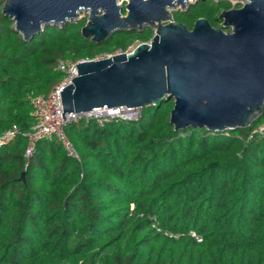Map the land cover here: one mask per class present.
Returning <instances> with one entry per match:
<instances>
[{"label": "trees", "instance_id": "obj_1", "mask_svg": "<svg viewBox=\"0 0 264 264\" xmlns=\"http://www.w3.org/2000/svg\"><path fill=\"white\" fill-rule=\"evenodd\" d=\"M241 5L199 1L174 19L222 27L219 14ZM87 19L25 39L0 5V132L21 129L0 146V264H264V134L250 136L264 107L248 127L176 129L174 101L163 99L134 119L69 123L79 158L55 137L26 155L33 100L63 78L59 58L93 59L154 34L96 42L82 33Z\"/></svg>", "mask_w": 264, "mask_h": 264}, {"label": "water", "instance_id": "obj_2", "mask_svg": "<svg viewBox=\"0 0 264 264\" xmlns=\"http://www.w3.org/2000/svg\"><path fill=\"white\" fill-rule=\"evenodd\" d=\"M4 1L2 13L25 39L50 24L73 22L82 10L89 11L82 33L96 42L118 30L154 27L151 40L130 52L77 63L78 75L61 89L65 117L164 99L174 101L170 121L176 129L225 131L248 127L263 110L264 0L223 10L222 27L199 17L192 28L170 11L192 0H127L126 13L121 0Z\"/></svg>", "mask_w": 264, "mask_h": 264}, {"label": "built area", "instance_id": "obj_3", "mask_svg": "<svg viewBox=\"0 0 264 264\" xmlns=\"http://www.w3.org/2000/svg\"><path fill=\"white\" fill-rule=\"evenodd\" d=\"M133 50V46L126 51ZM113 53H102L93 59H100L111 56ZM88 59H69L59 58L57 60V69L63 72V78L57 82L47 94L37 95L33 100L34 114L37 122L31 131L24 134L28 138L26 147V155H30L35 144L43 138L55 137L65 147L68 154L79 158V154L66 132V126L71 122H78L81 119H94L99 125H104L112 118H128L134 119L140 115L141 108L120 106L116 108H104L95 111L86 112H65L62 104L61 89L71 84L73 78L78 75L77 63ZM21 133V129L17 124L0 132V146L10 141L16 135ZM256 134H264V121L255 124L250 132V136Z\"/></svg>", "mask_w": 264, "mask_h": 264}, {"label": "rangeland", "instance_id": "obj_4", "mask_svg": "<svg viewBox=\"0 0 264 264\" xmlns=\"http://www.w3.org/2000/svg\"><path fill=\"white\" fill-rule=\"evenodd\" d=\"M193 1V3L195 2V0H192ZM234 4H238V3H241L242 5L244 4V3H246L247 2V0H231ZM127 2V0H121L120 1V3H122L123 5L125 4ZM4 3H5V1L4 0H0V5H2V7H3V5H4ZM241 5V6H242ZM180 6V5H179ZM178 7V6H177ZM236 7V6H235ZM88 15H89V11H86V10H82L81 12H80V15H79V17L77 18V19H75L74 21H77V20H79V19H82V18H84V17H88ZM153 29H154V27H153ZM155 30V29H154ZM121 30H118V31H116V32H114L112 35H116V34H118V32H120ZM151 39H149L148 41H141V39H136L134 42H133V44H132V46H133V48H135L139 43H141V42H149Z\"/></svg>", "mask_w": 264, "mask_h": 264}, {"label": "flooded vegetation", "instance_id": "obj_5", "mask_svg": "<svg viewBox=\"0 0 264 264\" xmlns=\"http://www.w3.org/2000/svg\"><path fill=\"white\" fill-rule=\"evenodd\" d=\"M127 3V2H126ZM126 3L124 4V9H125V12H124V9H123V13H126L127 11H126V8H125V5H126ZM196 3V2H195ZM195 3H193V4H195ZM193 4H191V5H188L186 8H183V7H181V6H176V7H174V8H170V11H171V13H172V17H173V19H174V13H176V12H178V11H186V10H188L189 9V7H191ZM175 20V19H174ZM147 27H150V28H152L153 29V27L152 26H150L149 24H147L146 26H144V28H147ZM143 28V29H144ZM142 29V30H143ZM154 30V29H153Z\"/></svg>", "mask_w": 264, "mask_h": 264}]
</instances>
